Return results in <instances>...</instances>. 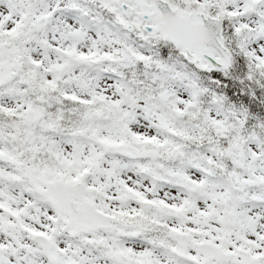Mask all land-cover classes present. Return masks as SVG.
<instances>
[{
  "label": "snow or ice",
  "instance_id": "obj_1",
  "mask_svg": "<svg viewBox=\"0 0 264 264\" xmlns=\"http://www.w3.org/2000/svg\"><path fill=\"white\" fill-rule=\"evenodd\" d=\"M0 264H264V0H0Z\"/></svg>",
  "mask_w": 264,
  "mask_h": 264
}]
</instances>
